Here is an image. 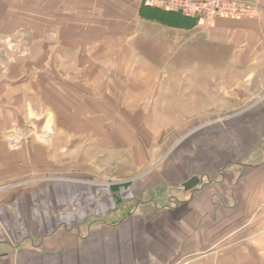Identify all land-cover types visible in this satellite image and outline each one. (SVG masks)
Listing matches in <instances>:
<instances>
[{"label":"crops","instance_id":"obj_1","mask_svg":"<svg viewBox=\"0 0 264 264\" xmlns=\"http://www.w3.org/2000/svg\"><path fill=\"white\" fill-rule=\"evenodd\" d=\"M256 1L204 23L144 0H0V264H264ZM197 43L234 68L184 65Z\"/></svg>","mask_w":264,"mask_h":264},{"label":"built area","instance_id":"obj_2","mask_svg":"<svg viewBox=\"0 0 264 264\" xmlns=\"http://www.w3.org/2000/svg\"><path fill=\"white\" fill-rule=\"evenodd\" d=\"M144 3L204 23L246 19L255 16L259 8L256 0H144Z\"/></svg>","mask_w":264,"mask_h":264},{"label":"rangeland","instance_id":"obj_3","mask_svg":"<svg viewBox=\"0 0 264 264\" xmlns=\"http://www.w3.org/2000/svg\"><path fill=\"white\" fill-rule=\"evenodd\" d=\"M166 48H163V50ZM163 52L162 49H159ZM158 50V52H159ZM155 51V50H154ZM211 58L210 59H206L203 56H201L200 54H203V49H202V45L200 46L197 43V47H196V56H194L193 58L195 59L194 61L191 62H187L184 65H189L190 68L193 67L195 70L200 71L203 70V68H210L212 70H221V69H228L231 70L232 68H234V63L230 60V54H231V50L229 48H220L218 46H212L211 47ZM221 53H225L228 55L229 61H220L219 59V55ZM160 55V54H159ZM158 55V56H159ZM235 98L234 95L233 97H229L228 98V102L229 104L234 102ZM230 106V105H229ZM237 111L235 109H230L227 111L226 116H232L233 114H235ZM225 115H223L222 117H224ZM215 118H219V116L215 117Z\"/></svg>","mask_w":264,"mask_h":264},{"label":"water","instance_id":"obj_4","mask_svg":"<svg viewBox=\"0 0 264 264\" xmlns=\"http://www.w3.org/2000/svg\"><path fill=\"white\" fill-rule=\"evenodd\" d=\"M202 184V181L198 177H194L183 185L186 191H194L198 186Z\"/></svg>","mask_w":264,"mask_h":264}]
</instances>
